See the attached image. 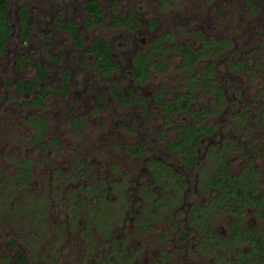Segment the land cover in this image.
<instances>
[{"label": "rangeland", "instance_id": "rangeland-1", "mask_svg": "<svg viewBox=\"0 0 264 264\" xmlns=\"http://www.w3.org/2000/svg\"><path fill=\"white\" fill-rule=\"evenodd\" d=\"M84 1L8 0L11 31L0 49V264H16V250L26 264H264L243 263L251 256L247 239L224 240L234 212L213 200L222 187L208 183L221 160L233 176L250 162L254 189L243 187L264 194V0H96L103 24L86 22ZM128 12L137 22L114 16ZM65 20L82 45L60 25ZM97 35L115 60L104 73L88 49ZM182 45L200 53L188 61ZM137 52L146 69L133 78ZM237 58L240 64L231 63ZM35 63L46 73L30 96L41 85L53 90L28 102L14 82L34 75ZM212 80L218 96L205 86ZM112 83L128 98L116 97ZM157 96L181 105L164 107ZM28 116L40 118L38 125ZM192 121L210 132L189 165L161 145ZM134 144L143 151L132 154ZM150 162L168 170L153 177ZM238 209L241 228H264L251 204ZM201 220L214 237L205 238Z\"/></svg>", "mask_w": 264, "mask_h": 264}, {"label": "trees", "instance_id": "trees-1", "mask_svg": "<svg viewBox=\"0 0 264 264\" xmlns=\"http://www.w3.org/2000/svg\"><path fill=\"white\" fill-rule=\"evenodd\" d=\"M8 9V0H0V49H3L6 39L11 31V25L6 17V12ZM83 9L85 10L86 14V22L87 23H104L103 20V13L100 4L96 0H85L83 2ZM21 11V18L24 19L26 15V11L24 8H20ZM115 18H118L123 23H127L129 19H133L131 12H128L126 15L119 16L117 14L114 15ZM135 22L136 19H133ZM62 27H65L73 38L74 44L80 46L83 44V38L78 34L76 31L75 25L69 21L65 20L60 23ZM28 34L27 26L24 22H22L21 27V35L22 37H26ZM89 51L94 54V59L91 62L92 65L100 69L101 72H106L108 69L115 65V60L112 54V49L109 42L102 36L97 35L94 39L90 42ZM182 52L186 56V59L189 61L193 56L198 55L200 53V49L191 50L189 46L182 45L181 47ZM137 58L134 61V66L131 68L133 78H137L142 76L145 72V66L142 60V56L140 52H137L135 55ZM240 59H234L231 63L240 64ZM213 68L210 65L205 67L207 72L211 71ZM35 71L36 73L30 77H24L17 79L14 82L15 91L17 93L23 94L27 96L26 101L33 102V101H41L42 97L47 94L48 92L52 91L53 88L49 87L48 85H41L39 89L35 91L33 96H30L31 91L35 89L38 85L40 78L45 75L46 69L40 66L38 63H35ZM66 75L67 71H63L61 73V79L63 81V86L67 87L66 84ZM205 86L208 89L213 90L214 93L218 96L221 94V86L212 80V83H207ZM110 88L115 94L116 97L119 98H128L124 90L120 89L115 84H110ZM157 103L160 105H164V107H171L176 106V104H180L176 99L170 101H164L160 96H157ZM161 102H164L163 104ZM203 110L196 112V116L201 115ZM29 121L36 123L38 125L39 119L38 117L28 116L27 118ZM178 132L177 136L174 140L166 139L164 143L161 145L163 150L167 151H177L181 160L186 162L189 165H193L197 161V153L196 147L201 144L203 141L204 136L210 132V126L207 123H196V121L189 122L184 125H178ZM223 150L220 146H213V152L219 154ZM129 151L132 154H137L143 151V147L140 144L131 145ZM150 171L153 177H156V173L159 171L166 172L168 170L167 166H155L154 163L150 162ZM250 162H248L245 168L242 170L241 173L238 175H231L228 172L227 166L225 165L224 161H220L217 163V167L212 173V177L209 179L208 183L212 186H220L223 190H221L220 194H215L213 196V200L216 203H220L221 199H224V205L227 209L234 212L232 219L230 220V230L229 233L224 236V240L228 241L230 246H232V242L235 241V238H245L251 243V248L249 250L250 257L247 255L243 257V263L250 260H258L262 261L264 259V228L258 230L261 234L258 233L257 229L259 228H247L243 229L240 226L241 220V211L238 208L242 206V204L249 203L253 206L254 211L264 222V194L256 193L253 189V179L250 177ZM24 170V169H23ZM26 172V170H24ZM251 184V192H248L246 188H244V184ZM239 187V188H238ZM223 197V198H221ZM227 198V199H226ZM229 199V200H228ZM197 208H202V205L197 204ZM193 209V210H194ZM200 229L205 232V238H212L215 236V233L208 228L207 224L204 220L199 222ZM248 257V258H247ZM15 262L16 264H26L23 258V254L20 250H16L15 254Z\"/></svg>", "mask_w": 264, "mask_h": 264}]
</instances>
